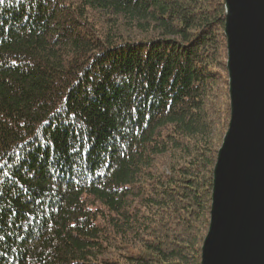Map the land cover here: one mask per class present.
<instances>
[{
	"label": "trees",
	"instance_id": "16d2710c",
	"mask_svg": "<svg viewBox=\"0 0 264 264\" xmlns=\"http://www.w3.org/2000/svg\"><path fill=\"white\" fill-rule=\"evenodd\" d=\"M224 19V0L0 3V264H200Z\"/></svg>",
	"mask_w": 264,
	"mask_h": 264
},
{
	"label": "water",
	"instance_id": "95a60500",
	"mask_svg": "<svg viewBox=\"0 0 264 264\" xmlns=\"http://www.w3.org/2000/svg\"><path fill=\"white\" fill-rule=\"evenodd\" d=\"M230 118L200 264H264V0H224Z\"/></svg>",
	"mask_w": 264,
	"mask_h": 264
},
{
	"label": "rangeland",
	"instance_id": "374dc122",
	"mask_svg": "<svg viewBox=\"0 0 264 264\" xmlns=\"http://www.w3.org/2000/svg\"><path fill=\"white\" fill-rule=\"evenodd\" d=\"M225 63H226V60H225ZM226 86H227L226 90H227V95H228V77H226ZM226 90L224 92H226ZM226 107H227V105L225 106V108ZM228 109H229V100H228ZM228 112H229L228 116L230 118V111H228ZM228 123H229V121H228ZM227 127H228V125H227ZM226 131H227V128L221 129V128L217 127L216 131L212 135V138H211L212 139V146L214 149L217 150V152H218L219 148L221 147V144H222V141H223V138H224ZM217 152H216V159H217ZM215 163H216V160H215Z\"/></svg>",
	"mask_w": 264,
	"mask_h": 264
},
{
	"label": "snow or ice",
	"instance_id": "6c2138e0",
	"mask_svg": "<svg viewBox=\"0 0 264 264\" xmlns=\"http://www.w3.org/2000/svg\"><path fill=\"white\" fill-rule=\"evenodd\" d=\"M3 2V0H0V3H2Z\"/></svg>",
	"mask_w": 264,
	"mask_h": 264
}]
</instances>
